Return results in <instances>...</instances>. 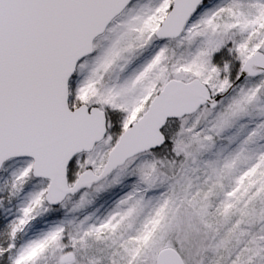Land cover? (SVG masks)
Returning a JSON list of instances; mask_svg holds the SVG:
<instances>
[{
	"label": "snow or ice",
	"instance_id": "1",
	"mask_svg": "<svg viewBox=\"0 0 264 264\" xmlns=\"http://www.w3.org/2000/svg\"><path fill=\"white\" fill-rule=\"evenodd\" d=\"M0 264H264V0H0Z\"/></svg>",
	"mask_w": 264,
	"mask_h": 264
}]
</instances>
